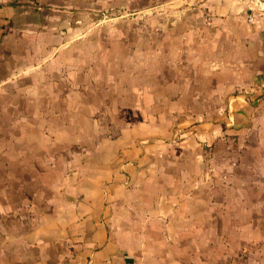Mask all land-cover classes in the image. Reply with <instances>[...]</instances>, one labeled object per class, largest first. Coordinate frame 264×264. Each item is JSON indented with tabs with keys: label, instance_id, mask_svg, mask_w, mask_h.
<instances>
[{
	"label": "crops",
	"instance_id": "1",
	"mask_svg": "<svg viewBox=\"0 0 264 264\" xmlns=\"http://www.w3.org/2000/svg\"><path fill=\"white\" fill-rule=\"evenodd\" d=\"M249 1H206L214 19L221 23L219 26L230 47L234 39L248 37L249 32L258 30L264 37V0L256 8L258 13L253 10L255 8L249 9ZM168 2L0 0V264H186L185 247L189 239L185 234L188 229L183 217L185 208L162 206L168 216L166 221L148 222L151 230L160 229L166 234L159 242L164 248L159 255L153 251L152 255H125L119 248L112 221L122 196L135 193L125 190L126 185L139 180L142 174L156 171L167 174L165 167L172 159H179V148L190 151L186 143L190 146L196 140H206L210 144L216 136L215 121L193 126L179 134L168 120L167 103L175 98L169 96L173 88L199 86L191 79L194 76L199 79L201 75L200 68L194 64L192 69L197 75L194 73L191 77L182 71L174 75L170 55L178 54V60L182 61L186 50L177 45L169 46L168 41L171 38L181 40L191 34L201 17L198 10L188 14L167 9L158 12L169 6L171 2ZM108 3L131 8V20L144 23L136 30L138 34L134 39L138 38L139 42L131 45L133 49L128 48L130 52L169 57L163 59L166 63L162 62L159 69L149 63L141 65L147 82L153 78L162 81L148 82L149 88L144 84L147 87L143 94L145 111L139 119L122 120L120 124L115 122L105 127L97 120L89 124L79 122L83 115L75 114L74 104L77 110L88 112L90 101L99 102L93 99L97 97L95 92L90 93L89 100L90 65L82 58L92 53L88 50L92 32L87 25L91 17L88 9ZM125 16L108 20L124 26ZM248 18L256 22V27L247 23ZM125 36L124 31H116V38H119L116 50L127 46ZM103 37L97 31V39ZM93 52L104 54L105 48L100 46ZM74 54L81 55L79 68L73 67ZM190 54L195 59L196 52L192 50ZM257 55L260 57L255 58ZM254 58L259 62L256 67L241 68L239 65L234 73L233 64L226 61L223 71L208 72L209 78L222 77L224 85L232 82L233 77L242 78V82L236 84L241 87L239 95L221 93L214 99L228 102L229 108L234 100L255 99L243 89L247 86L249 72L264 74V50L250 60ZM100 61L101 57L97 60V76L104 66ZM260 78L263 82L264 77ZM228 84L231 88L232 83ZM152 86L161 87V97H156L159 93L156 94ZM257 88L263 89L264 83ZM179 93L181 91L176 88L175 96ZM263 96L264 91L256 99ZM154 101L162 102V109L166 107L169 112H159ZM202 127L205 132L201 131ZM106 132L114 134L106 137ZM197 144H191L193 151ZM174 153L176 157H171ZM197 162L199 164V159ZM131 238L130 243L135 247L157 244L149 237ZM241 258L243 264H256L259 255H246L244 260L247 261ZM189 260L199 264L201 261L192 254Z\"/></svg>",
	"mask_w": 264,
	"mask_h": 264
},
{
	"label": "rangeland",
	"instance_id": "2",
	"mask_svg": "<svg viewBox=\"0 0 264 264\" xmlns=\"http://www.w3.org/2000/svg\"><path fill=\"white\" fill-rule=\"evenodd\" d=\"M175 1L177 0H169L168 3L171 2L169 6H164L158 12L167 9L168 12L180 11L179 13L188 14L191 10H198L201 22L193 25L194 30L188 36L181 40L171 38L168 41L169 46L177 45L186 50L185 56L181 54L185 57L182 61L178 60L176 56L178 54L170 55L171 61L174 62V75L177 73L180 75L179 71H182L192 77L195 73L192 69L194 64L196 68H200L201 75L199 79L194 76L191 80L198 82L199 86L174 87L173 94L169 96L175 98L170 101L171 103H167L170 112L166 107L165 110L162 109V102L153 103L159 112L170 113L168 120L172 121L173 128L179 130V134L186 133L193 126L206 125L214 121L217 132L210 144L206 140L194 141L199 143L194 146V151L191 149L194 142H191L190 146L186 143L190 151L178 147L179 159H172L170 161L172 163L165 167L167 174L157 171L142 174L139 180L125 186V190L135 193L123 195L121 205L112 216L119 248L125 255L129 253L152 255V251L157 255L161 254L160 250L164 248L159 242L161 238H166V234L164 235V231L160 229L151 230L147 224L149 221L156 223L166 221L168 216L163 208L161 209L162 206H179L185 208L183 217L188 224V229L185 230L189 239L186 240L185 247L186 264H199L192 263L189 254L194 258L200 257V264H243L239 259L242 257L244 260L246 255L250 254L259 255L256 264H264V96L259 98L260 100L256 99V96L258 98L264 91V88L261 90L257 88L264 83L260 78L264 77V74L249 72V77L246 78L247 86L245 85L243 90L248 91V96L255 99L247 102L234 100L230 108L228 102L214 99V96L221 93L225 96L239 95L241 87L236 84L241 83L242 78L233 77L232 82L227 81V85H224L222 77L213 79L208 76V72L218 74L223 71L222 67L226 61L227 64L228 62L233 64L234 73L239 65L241 68L258 66L259 62L255 58H259L260 55L253 60L250 58L263 52L264 37L258 30L249 32L248 37H238L239 41L234 39L230 47L228 39L224 37V30L219 26L221 23L214 19L206 4L207 0ZM259 2L263 3L262 0H250L249 9L255 8L253 10L256 12ZM98 7L88 9L91 17L87 25L92 29L88 50L92 53H86L82 59L88 61L90 65V85L87 86L89 100L92 98L90 93L95 92L97 97L94 96L93 99L97 98L99 102L90 101L88 112L77 110L75 104L74 110L75 114L80 112L82 113L80 115H83L78 119L79 122L89 124L97 120L99 125L107 127L115 122L120 124L122 120L139 119L145 111L143 94L145 89L150 87L147 83L162 81L153 78L147 82L141 65L149 63L159 69L162 62H165L163 59L166 60L169 55L130 52L128 48L133 49L131 45L139 42L134 36L137 37L136 30L141 29L143 21L131 20L133 17H130L129 13L132 10L129 7H119L110 3L102 6L103 8ZM149 13L156 14L155 11ZM118 15H126L124 18L127 19L126 25H116L115 20H108ZM247 23L252 27L257 25L250 18L247 19ZM215 28L219 30L215 32ZM97 31L103 34L104 39H97ZM116 31H124L126 34L124 39L127 46H123L124 52L123 49L116 50V39H119L116 38ZM185 32L187 33L186 29ZM100 46H104V54L94 53L93 51ZM192 50L196 52L195 59H192L190 54ZM230 50L232 55H229ZM100 57L102 58L100 62L104 66L100 67L97 76V60ZM82 59L81 55L74 54L73 67H78ZM197 74L198 72L195 73ZM77 77L80 78V72ZM228 82L232 83L231 88ZM144 84H147L146 88ZM87 87H84L85 90ZM152 87L156 94L159 93L156 97H161V87ZM176 88L181 91L177 96L174 94ZM176 98H180L179 101ZM77 105H80L79 101ZM78 120L74 119L75 122ZM201 129L204 131L203 127ZM111 134L114 133L106 132L104 136H112ZM76 136L81 137L80 134ZM171 157H176V154ZM146 226L148 229L144 228ZM131 237L153 238L157 244L135 247L130 243ZM146 249L149 251H145Z\"/></svg>",
	"mask_w": 264,
	"mask_h": 264
},
{
	"label": "water",
	"instance_id": "3",
	"mask_svg": "<svg viewBox=\"0 0 264 264\" xmlns=\"http://www.w3.org/2000/svg\"><path fill=\"white\" fill-rule=\"evenodd\" d=\"M127 262H130V260H127Z\"/></svg>",
	"mask_w": 264,
	"mask_h": 264
}]
</instances>
